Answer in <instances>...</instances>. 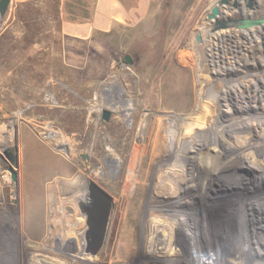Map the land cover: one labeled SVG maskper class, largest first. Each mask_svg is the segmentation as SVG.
Instances as JSON below:
<instances>
[{
    "label": "rangeland",
    "instance_id": "rangeland-1",
    "mask_svg": "<svg viewBox=\"0 0 264 264\" xmlns=\"http://www.w3.org/2000/svg\"><path fill=\"white\" fill-rule=\"evenodd\" d=\"M215 1L151 0L143 22L86 39L60 30L55 1L9 0L0 10V264H264V186L245 195L217 189L250 167L248 157L254 169L256 162L264 165L256 136H264V28L213 30L214 20L206 17ZM235 14L229 4L220 7L218 19H238ZM191 83L204 85L210 99L190 109L197 128L177 130L175 137L188 152L192 186L183 187L186 179L175 178L170 163L160 168L166 181L153 195L156 172L147 170L159 169L160 159L171 161L174 151L149 155L141 173L130 170L123 184L126 154L136 139L128 138L129 127L137 119L142 126L143 109L151 104L148 125L158 130L162 150L172 147L159 101L176 93L179 103L188 102ZM90 181L111 196L112 212L102 247L82 259L76 236L86 226L78 201ZM130 183L131 195V189L121 195ZM224 213L228 230L199 254V239L191 242L188 235L194 236L195 218L211 221ZM148 218L156 236L153 254L143 239ZM127 229L128 250L115 245ZM183 232L192 262L173 250Z\"/></svg>",
    "mask_w": 264,
    "mask_h": 264
},
{
    "label": "bare ground",
    "instance_id": "bare-ground-1",
    "mask_svg": "<svg viewBox=\"0 0 264 264\" xmlns=\"http://www.w3.org/2000/svg\"><path fill=\"white\" fill-rule=\"evenodd\" d=\"M226 31V30H225ZM255 38H257V36L252 35V37L250 39L254 40ZM230 68H235L234 65H232V67ZM180 75L178 74L176 77L175 75H173V81L177 80L178 77ZM199 77V76H198ZM201 80V79H200ZM199 80V81H200ZM205 80V79H204ZM200 84V83H199ZM200 86V85H199ZM209 86V85H208ZM195 86L194 83H191V85L187 88V91L189 92V101L185 102V103H179V99L177 97L176 93H170L169 96H164L161 99V102L159 101L160 105L164 106V108L167 111V119H168V132L170 135V139H172V141L174 142V145L169 146L168 149H164L162 150V146H161V142L157 141L160 140V138H158V130H156V128H152L151 126L148 125V121L152 120L153 117H151L153 115V110L151 108V104H149V106L147 107L148 109L144 110L143 109V114H144V119L142 120V126H140V124L138 123V119L136 120V123L134 122L135 126L137 125V129L134 126L132 129H130L131 127H129L128 130V138L129 139H134L136 137V139L134 140L133 145L131 144V147H129V153L126 154V163H125V169L122 171L121 177L122 178V182L124 184V181H126L127 176L129 174V171L131 170L132 172H134V174H136L138 171L140 172L142 169V167L146 164L143 165V161L147 160L149 158V155H154L156 153V156L159 155V157H161L162 155H164L165 153L170 154V151H174V153L176 154V157L173 156V159H171V161H169V156L162 160L160 159L157 163L159 164V169H153V168H148L147 171H149L150 169V173L153 175V173L156 172V180L155 182L152 180L151 178V187H152V193L153 195L156 194V192H159V189L162 185H164V181L165 180V174L164 172H159V170H161L160 168H163L164 166L170 164L171 165V171L172 174L175 176V178L177 179H186L184 183H181L185 186V187H189L192 186L191 185V180L194 181V179L191 177V168L188 167V165L190 164V162L187 161V157L188 152H186V150H184L183 148H180L178 142L176 141V133L178 132L177 130H179V132L182 130L183 133L188 132V130L191 128L192 130L196 129L197 127H195V125L193 124V122L191 120H195V116L193 115L192 112H194V108H196L195 106H199L201 105L200 102L202 101H207L209 99V95L207 91H204V89L206 87H198ZM212 87V86H211ZM180 89V87H179ZM198 89V90H197ZM213 91V90H212ZM264 93V92H262ZM205 97V98H204ZM205 99V100H204ZM210 100V99H209ZM213 102V101H212ZM251 101L247 102L248 106L252 107L253 105L250 103ZM158 103V104H159ZM195 103V105H194ZM210 103V102H209ZM209 103L207 102L208 106ZM191 104H193V106H191ZM205 104V103H204ZM191 106V107H190ZM203 106V105H202ZM189 107V108H187ZM115 109H117L115 107ZM192 112H191V110ZM145 111V112H144ZM184 112H186L187 114H183ZM207 112V111H206ZM160 111H158V117L160 116ZM235 116V114L233 115ZM236 119V118H235ZM159 122V118L157 120ZM241 121L244 123V121L241 119ZM261 121V120H260ZM156 122V121H155ZM198 122V121H197ZM263 122V121H262ZM195 123V121H194ZM253 123V122H252ZM131 124V123H128ZM261 124V123H260ZM253 125V124H252ZM259 127V126H258ZM261 127V126H260ZM263 127V126H262ZM212 129V128H211ZM260 129V128H259ZM264 130V129H263ZM256 134H258V131L255 130ZM200 133V132H199ZM213 134V133H212ZM201 135V134H199ZM254 135V134H252ZM194 136V135H193ZM259 137V140H261L262 144L264 145V136L260 137L259 134L256 135ZM234 137V136H232ZM236 139V138H234ZM250 139V138H249ZM255 139V138H254ZM246 140V139H245ZM66 141V140H65ZM131 141V140H130ZM155 141H156V145H155ZM252 142V141H251ZM259 142V141H258ZM131 143V142H130ZM194 144V143H193ZM261 144V143H260ZM110 146V145H109ZM156 146V147H155ZM232 146V147H231ZM230 147L234 150V148L236 147L235 142L232 143ZM261 146V145H259ZM108 148V147H107ZM106 148V149H107ZM108 153H111V148L107 149ZM251 150V149H250ZM256 150V149H255ZM258 150V149H257ZM214 151V150H213ZM245 151V150H244ZM253 151V150H252ZM118 153H120L118 151ZM248 154V153H246ZM264 154V153H263ZM108 155V154H107ZM120 155V154H119ZM125 155V154H124ZM260 155V154H259ZM113 156V155H112ZM165 156V155H164ZM250 156V155H249ZM253 156V155H252ZM123 158V157H122ZM247 158V157H246ZM259 158V157H258ZM158 160V159H157ZM252 158L248 157V159L244 162L246 164H248V167L250 165L249 168H247L246 171H242V172H237L238 170H236L235 173H233V179H227V181L225 183H222L221 185H219L218 183V187L217 189L222 192V191H227L229 189L232 188H238L241 191H243L244 193H242L241 195H245V192H248L251 190V188H254L256 186L263 185L264 186V165L263 164H258L256 162V167L254 169V167H251V164H253L251 162ZM169 161V162H168ZM213 161V159H212ZM253 161H254V156H253ZM154 162V161H153ZM153 162H151V164H153ZM214 162V161H213ZM241 162V161H240ZM251 162V163H250ZM262 162V161H261ZM264 163V162H262ZM120 165V164H118ZM239 165V164H238ZM64 166V165H63ZM66 166V165H65ZM68 166V165H67ZM191 166V165H190ZM223 166V165H222ZM247 166V165H246ZM192 168H194V166H191ZM99 168V167H98ZM117 168V167H116ZM213 168V166H212ZM215 168V167H214ZM245 168V167H244ZM122 170V169H121ZM164 170V169H163ZM101 171V170H100ZM99 171V172H100ZM162 171V170H161ZM102 172V171H101ZM114 172V171H113ZM98 173V171H97ZM96 173V174H97ZM121 173V172H120ZM141 173V172H140ZM149 173V172H148ZM104 174V173H103ZM113 175L115 173H112ZM111 174V175H112ZM117 174V173H116ZM231 174V173H230ZM215 175V174H214ZM230 177V176H229ZM208 178V177H207ZM129 179V178H128ZM211 179V178H210ZM89 180V179H88ZM145 180V179H144ZM206 180V179H205ZM215 180V179H214ZM213 180V181H214ZM119 181V180H118ZM212 181V182H213ZM217 181V180H216ZM221 181V179H220ZM88 182V181H87ZM204 182V181H203ZM211 182V181H210ZM119 183V182H118ZM215 183V182H213ZM212 183V185H213ZM83 184V182H82ZM126 184V183H125ZM128 184V183H127ZM180 184V185H181ZM211 183H209V186ZM208 186V185H207ZM214 186V185H213ZM135 185H131V183L129 184V187L126 189L123 187L121 195H127V189H131L130 193L128 192V196L131 195L133 189H134ZM247 189V190H246ZM213 190V188H212ZM235 192V191H234ZM224 193V192H223ZM258 193V192H257ZM217 194V193H216ZM215 194V195H216ZM134 195V194H133ZM247 195V194H246ZM228 196V195H227ZM256 197V195H254ZM221 197V196H219ZM260 197V196H259ZM258 197V198H259ZM247 198V197H246ZM123 199V197H122ZM260 199V198H259ZM262 199L264 200V194H262ZM251 200V199H250ZM122 201V200H121ZM222 202V201H221ZM255 202V201H254ZM257 202V201H256ZM223 203V202H222ZM251 204H253L252 201H250ZM261 203V202H260ZM262 204V203H261ZM260 204V205H261ZM222 205V204H221ZM264 205V203H263ZM257 206V205H256ZM144 207V206H143ZM222 207V206H221ZM252 208V207H251ZM261 208V207H260ZM255 210V208H254ZM260 210V209H259ZM145 211V210H144ZM202 211V210H201ZM204 211V210H203ZM223 211V210H222ZM131 212V211H130ZM250 213L253 214V212L251 211ZM262 213V212H261ZM260 214V213H259ZM259 216V215H258ZM229 217L228 214L224 213L222 218H219L217 216L212 217L211 221H204L201 220L199 218V216L197 218H195V233L194 236L192 235V233H188L189 235V239H191V242L195 241L197 242L199 239V254L202 255V253H204L205 251L208 250L209 244L213 243L215 241V239L217 238V240L220 239V237H222V231L223 230H228V221L225 222V219H227ZM262 219V217L260 218ZM187 220H191L189 217L187 218ZM193 221V220H192ZM258 222V221H257ZM261 227H263L262 222L260 221ZM194 225V224H193ZM258 225V226H259ZM86 226V225H85ZM193 227V226H192ZM147 234L145 236H143V239L146 240V242H148V247H147V251L148 253H152L153 254V250L156 244V236L153 235V231H152V224L151 221L149 220V218L147 219ZM259 228V227H258ZM177 229H180V226L177 227ZM176 230V229H174ZM264 230V229H263ZM84 232H85V227L82 228V232H79V235H77L76 237H79V244H80V251L78 252L79 257L78 258H82L81 255L84 253H87L85 251V238H84ZM141 232V231H140ZM175 232V231H174ZM179 232H181V229L179 230ZM126 235L122 236L121 238H116V243L115 245L117 246H121V245H126V247L124 249L128 250V244H130V242L132 241V233L129 229L126 230ZM197 233V236H196ZM142 234V233H141ZM225 234V233H224ZM142 236V235H141ZM174 236V234H173ZM120 237V236H119ZM180 237V236H179ZM194 237V238H193ZM224 237V236H223ZM140 238V237H139ZM195 239V240H194ZM178 241V240H177ZM182 243L177 242L176 244H174L173 250L174 251H184L183 254L187 255V257H189V261L192 262V251L190 250V246L191 243L189 245V241H188V237L186 235V233H182L181 234V240ZM260 241H262L260 239ZM262 243V242H261ZM264 243V242H263ZM262 243V244H263ZM181 244V246H179ZM183 245V246H182ZM195 247V246H194ZM264 247V246H263ZM117 249V248H116ZM145 249V248H144ZM230 250V249H229ZM105 252V251H104ZM88 254V253H87ZM147 256V255H146ZM151 257V256H150ZM84 259V258H82ZM109 259V258H108ZM204 264L206 262V260H203ZM192 264V263H191Z\"/></svg>",
    "mask_w": 264,
    "mask_h": 264
},
{
    "label": "crops",
    "instance_id": "crops-1",
    "mask_svg": "<svg viewBox=\"0 0 264 264\" xmlns=\"http://www.w3.org/2000/svg\"><path fill=\"white\" fill-rule=\"evenodd\" d=\"M57 4L60 30L86 39L94 32H109L116 25L143 22L151 0H52Z\"/></svg>",
    "mask_w": 264,
    "mask_h": 264
},
{
    "label": "water",
    "instance_id": "water-1",
    "mask_svg": "<svg viewBox=\"0 0 264 264\" xmlns=\"http://www.w3.org/2000/svg\"><path fill=\"white\" fill-rule=\"evenodd\" d=\"M9 0H0V10H3ZM231 4L232 7L236 5V1L233 0L230 3V0H216L215 3L210 8V12L207 14L206 20H214L213 30L225 28L229 25H232L237 28L245 29L251 26H263L264 17H259L256 19L249 18H240V19H231L219 20L218 15L220 14V7H225L226 5ZM250 7V2L247 4ZM196 41H200V35H196ZM129 60V57L126 56ZM104 119L108 118V113L104 112ZM7 154V153H6ZM8 157L11 162H14V158L8 154ZM8 170L11 174V179L14 181L16 178V172L12 167H9ZM90 195L88 198V204L85 206L86 211V225L87 229L85 231V251L91 255H95L103 245L106 230L109 220L110 206H111V196L99 187L95 182H89Z\"/></svg>",
    "mask_w": 264,
    "mask_h": 264
},
{
    "label": "flooded vegetation",
    "instance_id": "flooded-vegetation-1",
    "mask_svg": "<svg viewBox=\"0 0 264 264\" xmlns=\"http://www.w3.org/2000/svg\"><path fill=\"white\" fill-rule=\"evenodd\" d=\"M235 1H236V5L233 8L235 9V12H236L235 15L238 17V19H240V18L256 19L259 17H264V11L260 12V9L262 7H264V1H262V2H260L258 0H235ZM249 2L251 5L250 7L247 6V4ZM260 27L264 28V25L260 26ZM89 195H90L89 183H87L85 185V187H83L82 193H81V195L79 197V201H78L79 209L82 212V215L84 216L85 221H86L85 206L88 204ZM111 212H112V201H111V206H110V213H109V220H108L106 234H107L108 228H109ZM85 225H86V222H85ZM86 229H87V225H86L85 231H86Z\"/></svg>",
    "mask_w": 264,
    "mask_h": 264
},
{
    "label": "trees",
    "instance_id": "trees-1",
    "mask_svg": "<svg viewBox=\"0 0 264 264\" xmlns=\"http://www.w3.org/2000/svg\"><path fill=\"white\" fill-rule=\"evenodd\" d=\"M167 14V13H166Z\"/></svg>",
    "mask_w": 264,
    "mask_h": 264
}]
</instances>
